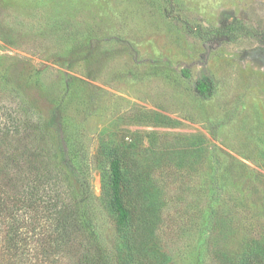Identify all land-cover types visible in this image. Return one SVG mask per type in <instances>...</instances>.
I'll list each match as a JSON object with an SVG mask.
<instances>
[{"label":"rangeland","instance_id":"1","mask_svg":"<svg viewBox=\"0 0 264 264\" xmlns=\"http://www.w3.org/2000/svg\"><path fill=\"white\" fill-rule=\"evenodd\" d=\"M226 22L234 35L212 37ZM24 76L42 81V103L61 102L109 256L127 255L128 226L109 199L112 152L145 170L157 264H223L247 233L264 237V0H0V124L27 117L10 83ZM203 76L210 97L196 91ZM21 138L7 141L35 145ZM3 236L0 264H84L34 247L9 257Z\"/></svg>","mask_w":264,"mask_h":264},{"label":"trees","instance_id":"2","mask_svg":"<svg viewBox=\"0 0 264 264\" xmlns=\"http://www.w3.org/2000/svg\"><path fill=\"white\" fill-rule=\"evenodd\" d=\"M234 24L224 23L211 36L230 39ZM185 74L189 75V71L185 70ZM3 76L11 78L10 72ZM10 83L21 114L27 117L9 116L0 124V151L7 160L0 167V233H4V252L9 257L23 258L34 247L36 258L57 259L69 253L78 255L84 264H157V244L154 239L151 241L153 230L149 228L153 220L145 211L146 175L139 161L121 152H112L109 158V199L119 220L128 225L124 233L127 255L117 261L101 246L89 183L76 168L63 141L58 121L61 102L49 97L43 98L49 104L41 102L35 94L36 90H45L39 78L24 76ZM196 91L202 97H210L214 93L213 79L203 76L197 80ZM25 134L33 138L35 145L24 152L19 146L12 148L7 141L16 137L22 142ZM144 220L146 229L142 228ZM242 246L241 251L234 253L223 251L222 263L264 264L263 235L247 233Z\"/></svg>","mask_w":264,"mask_h":264}]
</instances>
